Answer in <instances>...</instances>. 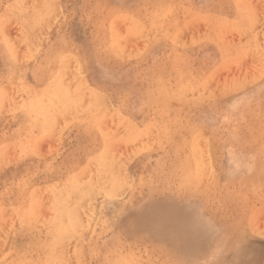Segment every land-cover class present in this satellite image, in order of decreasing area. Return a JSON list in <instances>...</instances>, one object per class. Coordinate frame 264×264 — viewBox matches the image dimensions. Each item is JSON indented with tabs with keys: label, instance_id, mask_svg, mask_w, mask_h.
<instances>
[{
	"label": "rangeland",
	"instance_id": "rangeland-1",
	"mask_svg": "<svg viewBox=\"0 0 264 264\" xmlns=\"http://www.w3.org/2000/svg\"><path fill=\"white\" fill-rule=\"evenodd\" d=\"M28 1L0 0V8L10 12L19 2L30 8L34 0ZM46 1L56 4L59 18L53 20L56 30L62 28L60 40L68 43L66 55L70 50H84L85 39L88 44L94 34L99 36L98 54L93 43L89 54L84 50L83 61L74 53L66 64L68 72L69 66L74 71L77 62H91L104 75L113 74L112 62L105 61L111 56L119 61L116 75L130 73L127 77L140 93L136 101H141L133 102L130 95L126 109V99L119 100L118 95L115 101L111 99L107 83L105 103L116 107L111 117L104 112L102 120L108 142L95 134L83 135L79 142L78 128L67 129L62 124L54 134L33 130L35 140H25L18 123L25 114L20 106L30 96L17 85L18 80L0 79V117L13 124L0 126V142L6 141V147H0L6 157L0 158V264L51 262L52 239L47 229L59 203L45 186L54 188L61 183L75 159L83 162L78 181H100L107 189L83 195L82 200L92 196L77 214L82 215L76 217L79 231L66 240V247L78 252L63 255L70 259L68 264H264V0H40ZM96 3L100 11L97 33L89 21L92 16L81 7L91 5L96 11ZM15 19L12 14L0 19V42H9L10 36L22 37L24 28ZM35 33L39 39L52 40L50 30ZM23 51L17 57L22 63L10 60V70L2 67L6 62L0 58V70L11 75L15 68L27 74L35 58L29 59ZM112 142L117 147L110 146ZM94 146L103 151L105 162L120 166L124 185L118 191L124 190L117 198L113 195L117 191H110L111 174L106 166L102 169L99 160L80 157ZM26 155L34 158L28 156L31 161ZM24 184L35 185L36 191L29 199L32 202L22 204L24 195L16 200V193L22 192ZM111 196L120 202L115 200L119 212L113 210L116 205L109 206L114 202L109 203ZM106 209L108 215L117 212L104 216ZM153 211L161 212V220L149 218L147 213ZM175 212L193 221L184 223V234L178 230L181 220L174 217ZM79 218L85 220L84 225ZM132 224L137 226L135 234L129 233ZM156 234L162 239L150 236Z\"/></svg>",
	"mask_w": 264,
	"mask_h": 264
},
{
	"label": "bare ground",
	"instance_id": "bare-ground-1",
	"mask_svg": "<svg viewBox=\"0 0 264 264\" xmlns=\"http://www.w3.org/2000/svg\"><path fill=\"white\" fill-rule=\"evenodd\" d=\"M27 2H29L27 0ZM62 2V0L60 1ZM127 2V1H126ZM86 3V2H85ZM135 3V2H133ZM29 4V3H28ZM127 4V3H126ZM131 4V3H129ZM128 4V6H130ZM137 4V3H136ZM55 2L53 4V1L51 2H43L41 3L40 0H34L33 5L28 8L29 6L26 3H22L19 2L17 3V5L15 7L11 8V11L8 12V10H3L2 8H0V10H3L2 13L3 15L0 16V19H3L5 16L7 17L9 14H12V16H15V20L16 23L19 26H22L24 28L23 30V35L22 37H16L14 39H12L13 37L10 36V40L9 42L3 40L2 42H0V58L2 60H4L6 63L2 65L3 68L10 70L11 66L8 64L10 62V60H17V64L20 65V63H22V60H18V55L21 54V52L25 49L26 53L29 56V59L31 58H35V59H39L42 60L44 62H42L41 64L38 65V69L41 71V75L39 76V79H36L35 81L37 82V84L39 85L38 87H40L39 90L33 89L32 85L33 84H29V82H27L25 76L24 70H19V71H15L14 68V73L13 74H8L7 73L4 75L5 80L8 83H12L16 80L17 81V85L22 89V91L29 95L30 97L27 99L23 100V103L21 104V111H25V116L26 120L24 123V127H23V132H24V136H25V140L26 139H30L31 138V132H34L33 130H37L40 132H52L53 134L55 133V129L57 127L58 124H62L61 126H63L64 128H70V127H76L78 128V131L76 132L74 130V132L79 133V138L77 139L79 142L82 138L83 135H88V134H95V136H100L101 140L104 142V140L102 138L105 139V142H108L110 137L107 136V134H103L101 127H103V116H104V112H106V116L111 117L112 114H115L114 112V106L112 108L111 105L107 104V102L105 103V98H109V94L107 91V83L109 84V88L112 90V95H111V99L113 98V100L115 101V99H117V95L119 96V100L120 99H126L127 102V108L129 110V106H130V101L131 99L128 98L130 97V95L132 96L131 98H133V102L136 100H139L138 96L140 93H138V91L135 89H133L131 82L129 80L128 77L130 73H123L122 72V77H121V73L118 75H116V71L118 70V68H115L119 61L115 60L113 57L110 56V58L105 57V61L107 63H109V61L112 62V64H110L114 70L113 74H109V75H104L103 73H101L99 71V66L96 63H92L88 62V63H76L77 66H73L72 68L74 69V71H72L70 69L69 66V72H68V67L66 66V64L71 61L69 59H72L75 52H72V50H70V52L66 55L67 50V44H64V42L62 40H60L61 38L59 37V35H61V30L62 28L60 27L58 30H56L55 27L56 23L54 21H56V6H55ZM60 5V3L58 4ZM134 5V4H133ZM132 5V6H133ZM55 6V7H54ZM114 6V5H113ZM63 7V6H61ZM60 7V8H61ZM82 9H85V13L91 15L92 17L90 18V22L92 23V25L95 27V32L97 33L96 30V26L99 25V4L96 3L95 4V10H93L91 8V5H81ZM127 7V6H126ZM136 7V6H135ZM59 8V6H58ZM12 9H16V10H12ZM136 9V8H135ZM60 10V9H59ZM83 12V11H82ZM85 17V16H84ZM54 18H56L55 20H53ZM80 18V17H79ZM46 19V20H45ZM47 19H49L47 21ZM82 19V18H81ZM86 21V20H85ZM119 22V21H118ZM258 23V22H257ZM263 23V22H262ZM119 24V23H118ZM195 24V23H194ZM193 24V25H194ZM192 25V24H190ZM196 25V24H195ZM115 26H117L115 24ZM189 26V25H188ZM68 27V26H67ZM193 27V26H192ZM190 27V28H192ZM198 27V26H195ZM50 30L49 35L52 36V40H46V39H39L36 37L35 34V30ZM263 29V28H262ZM121 30V29H120ZM185 30V29H184ZM43 33V32H42ZM123 33V32H122ZM121 33V34H122ZM144 33V32H143ZM183 33V32H182ZM18 35V34H16ZM195 35V34H194ZM9 36V35H8ZM95 36V34H94ZM92 36L91 39L92 41L89 42L88 44L86 43V39L85 42H82V44L86 45L85 47V51L87 52V54H89L90 52V48L92 47L95 48L96 50V55L98 54V50L100 49V40H99V36L98 34L96 35V37ZM129 36V35H128ZM186 36V35H185ZM178 37V36H177ZM69 38V37H68ZM71 38V37H70ZM95 38V39H94ZM94 39V40H93ZM95 40H98L99 43H96ZM131 40V39H130ZM69 41V40H68ZM129 41V40H128ZM127 42V40H126ZM180 42V41H179ZM71 43V42H70ZM86 43V44H85ZM93 43V45L91 46V44ZM73 44V43H72ZM75 45V44H74ZM80 46V45H79ZM128 48V46H127ZM73 49V48H72ZM75 49V48H74ZM259 49V48H258ZM76 50V49H75ZM82 48L81 50L78 51V53H75L78 55V57L83 61V59L87 56L85 54ZM25 51H23L25 53ZM127 51V49H126ZM185 54V53H184ZM103 55V54H102ZM100 55L99 57H102L104 59V57ZM22 56V55H21ZM27 56V57H28ZM26 57V56H24ZM210 58V57H209ZM23 59V57H22ZM86 59V58H85ZM24 60V59H23ZM26 60V59H25ZM24 60V62H25ZM33 60V59H32ZM99 60V59H98ZM30 64V61H28ZM27 62V63H28ZM36 62V61H35ZM132 62V61H131ZM13 63V62H12ZM16 65V64H15ZM18 65V66H19ZM71 65V64H70ZM91 65V66H90ZM25 66V65H24ZM15 67V66H14ZM29 67V66H28ZM121 67V66H120ZM2 68V69H3ZM18 68V67H17ZM7 70V71H8ZM71 70V71H70ZM2 71V70H1ZM4 71V70H3ZM122 71V70H121ZM125 74V75H124ZM134 75V74H133ZM128 76V77H127ZM123 77H125V79H122ZM263 78V77H262ZM4 82V81H3ZM259 83V82H258ZM8 85V84H7ZM14 88L15 85L14 84H10L9 86H11ZM175 85V84H174ZM0 88H1V83H0ZM35 88V87H34ZM259 89V88H257ZM256 89V90H257ZM19 90V89H18ZM146 91V90H145ZM20 92V91H19ZM22 92V93H23ZM124 92L126 93V98L124 97ZM14 93V91H13ZM12 93V94H13ZM194 93V92H193ZM195 94V93H194ZM25 96V95H24ZM134 96V97H133ZM147 97V96H146ZM24 98V97H23ZM21 98V99H23ZM115 98V99H114ZM144 98V97H143ZM238 98V97H237ZM143 100V99H142ZM111 101V100H109ZM141 101V100H140ZM140 101H136V102H140ZM16 102V101H15ZM147 102V101H146ZM19 103V102H18ZM110 103V102H109ZM116 103V102H115ZM112 103V104H115ZM119 103V101H118ZM161 103V102H160ZM111 104V103H110ZM124 104V103H123ZM129 104V105H128ZM164 104V103H162ZM249 104V103H248ZM147 105V103H146ZM5 106V105H4ZM111 106V107H110ZM124 106V105H123ZM132 106V105H131ZM151 106V105H150ZM258 106V105H257ZM157 107V106H156ZM121 108V107H120ZM125 108V107H124ZM134 108V107H133ZM132 108V109H133ZM25 109V110H24ZM123 109V108H122ZM153 109V108H150ZM264 109V108H263ZM142 111V110H141ZM147 111V110H146ZM167 112V111H166ZM264 112V111H262ZM123 112H121L122 114ZM135 113V111H134ZM141 113V112H140ZM3 115V114H2ZM126 116V115H125ZM264 116V115H263ZM114 118V117H113ZM144 118V117H143ZM115 119V118H114ZM146 119V118H145ZM182 119V118H181ZM243 119V118H242ZM135 120V119H134ZM148 120V119H147ZM109 122V120H108ZM114 122V121H113ZM174 122V121H173ZM176 122V121H175ZM148 123V122H147ZM115 124V122H114ZM157 125V124H156ZM134 126V125H133ZM150 126V125H149ZM239 126V125H238ZM140 127V126H139ZM58 128V127H57ZM104 128V127H103ZM108 128V127H107ZM106 128V129H107ZM121 128V127H119ZM192 128V127H191ZM105 129V130H106ZM236 129V128H235ZM234 129V131H235ZM66 130V129H65ZM187 130V129H186ZM191 130H195V129H191ZM118 131V130H117ZM130 131H133L134 133V129L130 128ZM233 131V130H232ZM22 132V134H23ZM206 132V131H205ZM110 133V132H108ZM234 133V132H233ZM234 135V134H232ZM21 136V135H20ZM33 136V135H32ZM191 136V135H190ZM189 136V137H190ZM37 137V136H36ZM35 137V138H36ZM40 137V136H39ZM38 137V138H39ZM48 137V136H47ZM236 137V136H235ZM41 138V137H40ZM43 138V137H42ZM66 138V137H65ZM97 138V137H95ZM99 138V139H100ZM24 139V138H23ZM34 139V137H33ZM31 138V140H33ZM47 139V138H46ZM53 139V138H52ZM144 139V138H142ZM188 139V138H186ZM220 139V138H219ZM35 140V139H34ZM33 140V141H34ZM44 140V138H43ZM49 139H47L48 141ZM189 140V139H188ZM187 140V141H188ZM237 140V139H236ZM22 141V139H21ZM45 141V140H44ZM51 141V139H50ZM56 141V139L54 140ZM58 141V140H57ZM139 141V140H138ZM199 141V140H198ZM197 141V142H198ZM6 141H1L0 143V147L5 146ZM16 142V141H15ZM20 143V141H18ZM23 142V141H22ZM30 142V141H29ZM32 142V141H31ZM40 142L42 143V140H40ZM69 142V141H68ZM241 142V141H240ZM34 143V142H33ZM39 143V142H37ZM36 143V144H37ZM44 143V142H43ZM100 143V142H99ZM119 143V142H118ZM137 143V142H136ZM135 143V144H136ZM237 143V142H236ZM14 144V143H13ZM12 144V145H13ZM47 144V142H46ZM52 144H54V142L52 141ZM68 144V143H67ZM95 144H97V140H95ZM116 143H111L110 146H114ZM199 144V143H198ZM209 144V143H208ZM207 144V146H208ZM24 145H27L24 144ZM31 144L27 145L30 146ZM35 145V144H34ZM61 145V144H60ZM101 145V143H100ZM130 145V144H129ZM134 145V144H133ZM137 145V144H136ZM134 145V146H136ZM206 145V144H205ZM40 146V145H39ZM46 146V145H45ZM66 146V145H65ZM117 147V145H115ZM124 146V145H123ZM126 146V145H125ZM128 146V145H127ZM132 146V145H131ZM130 146V147H131ZM241 146V144H240ZM11 147V148H10ZM32 147V145H31ZM210 147V144H209ZM208 147V148H209ZM10 149H12V146H9ZM14 148V147H13ZM15 148H16V143H15ZM51 148V147H50ZM89 148V147H88ZM111 147H109L110 149ZM114 148V147H113ZM119 148V147H118ZM127 148V147H126ZM1 149V148H0ZM30 149V147H29ZM35 149V148H34ZM46 149V148H45ZM90 149V148H89ZM207 149V148H206ZM8 150V149H7ZM25 149H23L24 152ZM38 150V149H37ZM113 150V149H112ZM129 150V148H128ZM197 150V149H196ZM210 149L204 150L209 152ZM9 151V150H8ZM26 151H30L27 150ZM33 151V150H32ZM43 151V150H42ZM111 151V149L109 150V152ZM116 151V150H113ZM38 152V151H36ZM53 152V151H52ZM117 152V151H116ZM202 152V151H201ZM5 153V152H4ZM198 153V152H197ZM210 153V152H209ZM42 154V153H41ZM231 154V153H230ZM16 155V154H15ZM21 155V154H20ZM40 155V153L38 154ZM44 155V154H42ZM46 155V154H45ZM143 155V154H142ZM141 155V156H142ZM211 155V154H209ZM6 159V157L2 154H0V158L3 157ZM28 156H32V155H26V157L29 159ZM56 156V155H55ZM148 156V154H147ZM9 157V156H8ZM7 157V159H8ZM80 157H84L85 160L87 158H93L96 160H99L98 164L100 165V168H104L106 166V169L110 172V185H111V189L110 191H117L115 192V194H113L115 196V198H117L116 196L118 194H120L122 192V189L118 191V187L120 184H123L120 179V174H121V170H120V166L114 161L111 162L110 164H108V162H105L104 159L106 158V156H104V153L101 149H96L95 146L94 148H92L91 150H85V152L83 153L82 156ZM110 157V156H109ZM116 158V155L114 156ZM113 157V158H114ZM146 157V156H145ZM3 158V160H4ZM16 158V156H15ZM14 158V160H15ZM32 158H34V156H32ZM37 158V157H36ZM46 158V157H44ZM121 158V157H120ZM10 159V157H9ZM25 160V159H24ZM32 161V159H29ZM28 160V161H29ZM83 160V158H82ZM92 160V159H91ZM205 160V159H204ZM203 160V161H204ZM13 161V160H12ZM36 161V159L34 160V162ZM218 161V160H217ZM45 162V161H44ZM94 162V161H93ZM5 163V162H3ZM14 163V162H13ZM12 163V164H13ZM37 163V162H36ZM162 163V162H160ZM210 163V162H209ZM83 162H78L76 159L72 161L71 166L69 167V169L64 173V178L63 181L61 183H58L56 187L52 188L51 184L46 187L47 191H53L54 195L52 196V199L56 200V202L59 203V205L55 206L53 208V213L48 214L51 215L49 217V225H48V229H47V235L52 239L51 240V246H50V250H51V254H52V259L51 262H47V263H42V262H36L35 264H68L69 260L68 258L64 257L63 255L66 254H70L76 256L77 255V250L76 249H69V247H66L67 243L66 240L72 239L73 236H75L76 232L79 231V229L77 230V228H79L80 225H78V218L76 219V217H81L82 215H78V212L80 214V210L85 208L84 204H86V202H84V200H86L88 198V196H84L87 197L86 199L82 200L83 195H87L88 191H95V190H102V189H107L104 188V186L102 185V183L100 181L96 182H91L90 184H85V182H81L78 181L77 176L78 174H80L81 170H82V165ZM206 164V163H205ZM3 165V164H2ZM17 165V164H16ZM92 165V164H90ZM211 165V163H210ZM34 166V165H33ZM50 166V165H49ZM93 166V165H92ZM195 166V165H194ZM205 166V165H204ZM209 166V165H208ZM36 167V166H35ZM51 167V166H50ZM130 167V165H129ZM68 167H65V169H67ZM92 168V167H91ZM140 168V167H139ZM147 168V167H146ZM206 168V167H204ZM203 168V169H204ZM50 169V168H49ZM54 168L51 169V171ZM64 169V170H65ZM40 170V169H39ZM93 170V169H92ZM127 170V169H126ZM138 170V169H137ZM135 171V170H132ZM203 171V170H202ZM87 172V171H86ZM85 172V173H86ZM128 172V171H127ZM94 173V172H92ZM135 173V172H133ZM206 173V172H205ZM19 174V173H18ZM87 174V173H86ZM123 174V173H122ZM200 174V173H199ZM264 174V173H263ZM130 173H128V177ZM135 175V174H134ZM133 175V176H134ZM194 175H195V171H194ZM87 177V176H86ZM203 177V174H202ZM131 178V177H130ZM126 179V178H125ZM135 179V178H134ZM135 182V181H134ZM205 182V181H204ZM127 183V181H126ZM41 184V183H40ZM196 184V183H195ZM203 184V183H202ZM124 185V184H123ZM219 186V185H218ZM25 187L23 190H21V193H16V200H19L23 195H24V200L22 202V204L28 203V202H32L31 200H29L30 198H32V196L34 195V192L36 191V187L35 185H28V184H24L21 188ZM51 187V188H49ZM124 188H126L124 186ZM238 188V187H237ZM246 189V187H245ZM248 189V188H247ZM124 190V189H123ZM109 191V192H110ZM59 192V193H58ZM93 192H90L91 194ZM107 192V193H109ZM102 193V192H101ZM40 194V193H39ZM89 194V193H88ZM100 194V193H99ZM111 194V195H112ZM122 194V193H121ZM237 194V193H236ZM259 194V193H258ZM45 195V193H44ZM95 195V194H94ZM93 195V199L96 198ZM112 195V196H113ZM243 195V194H242ZM38 196V195H37ZM40 196V195H39ZM46 196V195H45ZM92 195H89V198ZM111 196V199L109 200V203H111V201L114 200V202H112L111 204H109L108 202L106 204H109V206L111 207L113 205V208L115 207V205L117 204L115 202V198L113 199ZM126 197V196H125ZM48 198V197H47ZM88 198V199H89ZM91 198V199H92ZM238 198V197H237ZM40 199H43V197L41 196ZM119 199V198H118ZM80 201V202H79ZM87 201V200H86ZM117 201V200H116ZM242 201V200H241ZM118 203H120L119 201H117ZM116 203V204H115ZM47 204V203H46ZM93 204V202H92ZM105 204V205H106ZM32 205V204H31ZM44 206V204H42ZM90 206V205H89ZM117 206V205H116ZM121 206V205H120ZM119 206V207H120ZM173 206V205H172ZM105 207V206H104ZM50 208V207H49ZM94 208V207H93ZM96 208V207H95ZM116 208V207H115ZM22 209V207L20 208ZM45 209V208H44ZM97 209V208H96ZM110 209L111 208H107ZM106 209V214L104 216H109L112 212H117L118 210V206L116 209L113 210H117V211H110L109 215H108V211ZM16 210V209H15ZM31 210H33V207L31 208ZM137 210V209H136ZM13 211V210H12ZM37 211V210H35ZM40 212V210H38ZM46 211V210H44ZM86 211V209H84V212ZM94 211V210H93ZM122 211V210H121ZM120 211V213H122ZM176 211H180L181 213H186L184 209H177ZM3 212V211H2ZM119 212V211H118ZM49 213V212H48ZM94 213V212H93ZM105 213V212H103ZM173 213V212H172ZM3 214V213H2ZM82 214V213H81ZM88 214V213H86ZM85 214V215H86ZM165 214V213H164ZM10 215V214H8ZM90 215V214H89ZM114 215V214H113ZM148 216H150L149 218H156L158 220H161V212L159 214L153 212L147 213ZM20 216V215H19ZM93 216V220H94V214L91 215V217ZM119 216V215H118ZM122 216V215H121ZM196 216V215H195ZM194 216V217H195ZM5 217V216H4ZM24 217H26V215H24ZM113 218V216H111ZM115 217V216H114ZM174 217H176L178 220H181V224L178 226V230L181 233H185V231H183V225L184 223L191 225L193 223V221L189 220V216L188 215H183V214H179L177 212H175ZM12 218V217H11ZM85 218V217H83ZM118 218V217H117ZM116 218V219H117ZM120 218V217H119ZM1 219H4L1 217ZM82 218H79V220ZM110 220V218H108ZM28 221H30V216L29 218H27ZM87 220H89L87 218ZM93 220L92 223H93ZM119 220V219H117ZM195 220V219H194ZM81 223L84 225V221L85 220H80ZM83 221V222H82ZM101 222V221H100ZM115 222L111 219L110 221ZM203 222V221H202ZM2 223V222H1ZM90 223V224H92ZM97 223V222H96ZM196 223V222H195ZM89 224V225H90ZM117 224H119L117 222ZM4 225V224H3ZM82 225V226H83ZM97 225V224H96ZM99 225V224H98ZM221 225V224H219ZM0 226H2L0 224ZM86 226V225H85ZM132 227V229L130 230L129 233L135 234V227L136 224H132L130 225ZM212 226V225H211ZM3 227V226H2ZM84 227V226H83ZM99 227V226H98ZM207 227V226H206ZM213 227V226H212ZM205 228V226L203 227V229ZM210 228V227H209ZM214 228V227H213ZM206 229V228H205ZM208 229V228H207ZM206 229V230H207ZM98 230V228H97ZM209 230V229H208ZM88 231V230H87ZM203 231V230H202ZM205 231V230H204ZM82 233V232H81ZM87 233V232H86ZM208 233V232H207ZM161 234H166V232H161ZM84 235V234H82ZM80 235V237L82 236ZM2 236V235H1ZM79 236V235H78ZM85 236V235H84ZM153 238H159L162 239L159 234L156 235H150ZM3 237V236H2ZM9 237V236H8ZM224 237V236H223ZM104 238V237H103ZM106 238V237H105ZM239 238V237H238ZM241 238V237H240ZM239 238V239H240ZM3 239V238H2ZM77 239V238H76ZM102 239V237H101ZM158 239V240H159ZM218 239V238H217ZM72 241V240H71ZM103 241V239H102ZM154 241V239H153ZM238 242V240H235ZM240 241V240H239ZM2 242V241H1ZM74 243V242H73ZM100 243V242H98ZM72 244V243H71ZM105 244V243H104ZM84 245V244H83ZM102 245V244H101ZM99 245V246H101ZM108 245V244H107ZM227 245V244H226ZM231 245V244H230ZM238 245V244H235ZM3 246V245H2ZM70 246V245H69ZM72 246V245H71ZM85 246V245H84ZM167 246V245H166ZM233 246V245H232ZM107 247V246H106ZM1 251V250H0ZM86 251V250H85ZM2 253V252H0ZM80 253V252H79ZM165 253V252H163ZM165 259V258H164ZM212 261V260H211ZM10 262V261H9ZM59 262V263H57ZM92 263V262H90ZM11 264V263H9ZM173 264V262H172ZM217 264V263H216ZM220 264V263H219Z\"/></svg>",
	"mask_w": 264,
	"mask_h": 264
},
{
	"label": "crops",
	"instance_id": "crops-1",
	"mask_svg": "<svg viewBox=\"0 0 264 264\" xmlns=\"http://www.w3.org/2000/svg\"><path fill=\"white\" fill-rule=\"evenodd\" d=\"M35 61L33 62L34 65L31 66L32 67L31 70L27 74L25 73L24 77L26 78L27 82H29V84H33L32 87L33 86L35 87V88L33 87V89L39 90L40 87H38L39 85L37 84V82L35 80L39 79V76L41 75V71L38 69V65L44 61L39 60V59L38 60L35 59ZM4 75H5V72L0 70V79L6 77ZM25 120H26V116L24 114L20 119V123H18V125H21V128L24 127ZM10 121L11 120L4 118V116H1L0 117V126L13 125L12 123H9ZM9 134H11V133H9ZM1 138H2V136H1Z\"/></svg>",
	"mask_w": 264,
	"mask_h": 264
}]
</instances>
